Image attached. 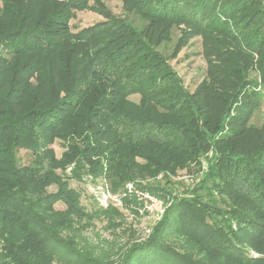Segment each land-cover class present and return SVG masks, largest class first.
Masks as SVG:
<instances>
[{"label": "trees", "instance_id": "obj_1", "mask_svg": "<svg viewBox=\"0 0 264 264\" xmlns=\"http://www.w3.org/2000/svg\"><path fill=\"white\" fill-rule=\"evenodd\" d=\"M37 1L60 3L63 8L61 15H52L47 21H62L61 25L65 26L71 9L85 7L87 0ZM132 2L137 4L133 8L143 10V14L164 29L182 21L197 26L208 41L217 38L215 34H222L228 41L222 38L216 40L219 44L209 51L219 54L222 50L226 58L234 59L232 52H235L236 58L239 54L249 58L254 52L264 83V0H130L131 5ZM26 15L23 13L18 21H25ZM104 15L109 21L106 27L93 26L75 33L73 43L85 48L75 61L71 60L72 54L62 60L58 52L62 42L54 41L50 31L39 37L38 29L35 34L30 27L0 36L1 39L19 35L23 43L18 55L26 56L22 66L13 65L9 71L4 62H0V106H4L0 109V117L6 119L5 123H0V138L12 134L13 148L31 140L33 132L37 131L33 137L36 141L33 142L44 141L47 145L51 134L38 132V129H59L56 136L73 140L72 146L77 152L70 173L75 178L77 172L85 168L81 163L89 159V150L91 154L96 150L99 155L108 156L107 153L117 152V156L113 157L115 161L110 156L107 158L111 163L106 170L97 162L90 166L96 175L105 171L113 190H116L117 183L135 180L139 172L144 177L173 172L176 167L203 156L213 146L215 153L209 160L205 177L185 189L192 197L171 204L148 238L132 244L116 264H264V255L254 257L248 251L253 249L254 242L264 238V135H260V132L264 133V122L260 129H250L256 141L254 148L237 146V139L245 132L243 120L260 100L258 93L243 91L246 88L244 83H249L245 78L246 68L239 62L228 69L210 65V74L226 76L230 73L226 81H235V76L242 81L234 88L232 83L222 85L231 86L233 91L223 101L224 108L220 111L217 106L221 98L220 87L207 86V94H190L152 45L143 39L135 42L139 35L132 30L123 41L127 49L123 60L128 63L123 67L113 66L111 61H103L104 55L98 56L97 63L113 71L117 79L123 77V95L142 92L141 102L133 106V117L123 125V132L116 133L105 125L101 128L97 126L89 133L95 104L87 105L84 110L80 105L85 100L84 95L75 93L79 95L77 97L70 93L75 90L76 74L85 69L90 55L97 51L96 44L92 51H88L89 40L108 34L110 30L111 36L118 38L129 28L108 11ZM107 28L110 29L106 31ZM134 36L135 39L130 38ZM227 42L232 43L236 51L232 47L225 49ZM53 57L54 63L51 60ZM17 76L24 84L18 86L16 94L23 92L27 95L32 107L14 115L13 111L8 112L11 111L8 107L12 105L8 99L15 94L12 84ZM33 76L37 77V84L29 83L27 86L28 77ZM6 77H9L8 88L4 89ZM62 90L65 92L60 96ZM242 92L243 97L239 99ZM82 121H86L84 127L76 126V122ZM109 134H112L110 140L103 141L102 138ZM93 138L96 139L95 144L90 145ZM77 141H83L84 146L80 148ZM44 145L40 143L37 146ZM45 150L40 159L42 164L36 171L28 169L20 172L11 161L9 166L0 168V175L6 174L12 180L0 189V242L3 245L0 264H49L54 258L62 264H93L97 261L94 256L79 250L58 234V226L72 225L76 217L81 218L86 213L81 211L79 193L55 176L49 162L43 163L51 156L48 153L50 149ZM0 151L9 154L8 147H2ZM38 154L41 152L38 151ZM64 158L72 157L64 155ZM136 158L144 162L140 163ZM51 172L58 182V190L31 199L30 195L42 192ZM143 186L159 195L158 191L164 188L158 184ZM213 188L229 206L213 196ZM58 200L65 203L66 209L54 211L49 223L46 211L51 203ZM170 236L181 237L180 244L186 247L193 245L191 251L197 259L167 243Z\"/></svg>", "mask_w": 264, "mask_h": 264}, {"label": "rangeland", "instance_id": "obj_2", "mask_svg": "<svg viewBox=\"0 0 264 264\" xmlns=\"http://www.w3.org/2000/svg\"><path fill=\"white\" fill-rule=\"evenodd\" d=\"M132 4H130V0H87L84 4L85 7L71 9V15L67 23L65 26H62V21H47L52 15H61L60 11L63 8H61L60 3H40L37 0H0V36L6 33L12 34L17 29L24 31L30 27L32 33L35 34H37L38 29L39 37L47 35L46 32L50 31L54 35V41L62 42V46L58 49L59 56L62 57V60L64 61L72 54L71 60L75 61L85 51L84 47L82 49L73 43L75 33L93 26L100 28L106 27L109 21L104 15L105 11H108L112 17L123 20L124 23L129 25L127 32L125 31L118 38L111 36L110 30L108 34L96 36V39L92 38L89 40L90 45L88 51H92L95 44L98 47L97 51L95 54L90 55L85 69L76 74L78 78L75 81V90L70 91V93L77 97L79 95L75 93L84 95L85 100L80 104L83 105L84 110L90 104H95L96 107V109L95 107L93 108V113L91 112V122L88 128L89 133L95 130L97 126L101 128L105 125H108V129L116 133L123 132V125L128 123V120L133 117V106H138L141 102L142 92L136 91L123 95V77L120 76L117 79L113 71L106 70L97 63L99 62V55H104L103 61H111L113 66L123 67L128 63L123 60V54L127 51L123 41L126 40L125 35H131L130 32L132 30L136 31L139 35V38H136L135 42L137 43V41H142L143 39L152 45L164 57L166 66L178 76L182 86L190 94L196 92L207 94V86L220 87L221 92L219 94L221 93V98H219L220 103L217 104L220 111L224 108L223 101L233 91L231 86L225 87L222 85L232 83L233 87L242 81L238 76H235V81L230 79L226 81L225 78L230 73H227L226 76H215L214 73H209V67L212 65L222 67V69H228L234 67L239 62L246 68L247 75L245 78L249 81V83H244L246 88L243 91L249 92L251 90L258 93L260 100L257 104L254 102L255 104L251 109V114L243 120L245 132L237 139L239 142L237 146L250 149L254 148V142L256 141L253 130L250 129H260L264 122V83L256 65L257 55L253 52V55H248L249 58L240 54L236 58L235 52H232L234 59L231 57L226 58L222 50L219 54L214 51H209L210 48L219 44H217L216 40H220L221 38L226 40L222 34H215L219 39L213 37L212 41H208L197 26L182 21L164 29L162 25L154 22L155 20L146 14H143V10L133 8V6H137L135 2H132ZM23 13H27L24 18L25 21H18ZM109 29L107 28L106 31ZM130 38L135 39V36ZM22 43L20 36L17 34L13 38L2 37L0 39V62H4L3 65L7 67V71L10 70L9 67L13 65L20 67L25 62L26 56L18 55V51L21 50L20 44ZM224 47L225 49L232 47L236 51L230 42L225 43ZM51 60L54 63L55 57ZM29 77L26 85L28 86L29 83L36 85L38 81L37 77ZM8 81L9 77H6L4 89L8 88ZM21 84H24L23 80L17 76L14 84H12V89H14L13 92L15 94H12V98L8 99V103H12V105L9 104L12 108L8 107L11 110L8 112L13 111L14 115L24 113L32 107L30 98L27 95L23 94V92L16 94L17 89H19L18 86H21ZM64 92L63 90L60 91V96ZM244 92L238 96L239 99H242ZM250 101L253 102V99ZM3 107L0 106V109ZM5 122L6 119L4 116H1L0 123ZM85 122H76V126L82 128L85 126ZM39 131L51 134L49 136L52 137L51 141L47 145H44V141L38 143L33 142L36 141L33 137L37 131L33 132V137L30 138L31 140L24 141L22 146L18 145L13 148L12 134L0 138V148L8 147L9 149L8 155L4 151H0V168L9 166L8 163L11 161L10 163L14 165L13 167L20 172L28 169L36 171L42 164L40 159L46 151L45 148L50 149L48 153L51 154L52 159H50L51 156H48L49 158H46L43 163L46 164L49 162L55 176H59L68 184L69 188L79 193V201L82 206L81 211L86 213L81 218L76 217L72 225L67 226L66 224L64 226H58V234L68 239L79 250L94 256L97 261L93 264L118 263L124 257L125 251L132 244L148 238L153 228L163 218L167 208L171 204L191 198L192 195L185 189L191 188L198 181H202L208 170L209 160L212 158L215 153L214 150L216 149L210 146L204 152L203 156L188 162L186 165L176 167L173 172H160L155 177H144L141 176L140 172L136 173L135 180L127 181L123 184L117 183L116 190H113L109 176L107 177L105 171L102 174L96 175L91 171L90 166L92 167L97 162L103 170H106L108 165H110L109 163H111L110 159L107 160V158L110 156L115 161L113 157L117 156V152L114 154L107 153L109 154L108 156L106 154L99 155L96 150L94 154H91L89 150V159L83 161V164L81 163L85 168L77 172L78 176L75 178L70 175L77 157V152H75L72 146L73 140L69 137L62 138L56 136V133L60 131L59 129L46 130L44 127H40L38 129ZM260 135L263 136L264 133L260 132ZM111 137L112 134H109L102 138V140L108 141ZM95 140L90 145H94ZM77 142L80 148L84 146L83 141ZM120 142L121 139H119ZM40 143L44 146H37ZM38 151L41 154H38ZM64 155H69L72 158H64ZM136 161L140 163L144 162L140 158H136ZM53 172L49 173V179L44 184L42 192L30 195L29 197L31 199L35 200L37 197L45 195V193H55L58 190L59 185L54 180ZM11 182L12 180L6 177V174L0 175V189L6 183ZM129 182L134 183L137 189L149 191L150 193L153 192L143 185L155 186L158 184L164 187L163 190L158 191L160 193L158 195L164 201L165 209L158 218L147 212L142 199L139 200L135 194L126 192L125 187ZM212 192L213 196L222 199L227 206L230 205L220 193H217L215 188L212 189ZM48 207L49 210L46 211V216L49 223L52 222L54 211H64L66 209L65 203L61 200L51 203ZM263 239L254 242L252 244L254 245L253 249H248L252 256L264 255ZM166 242L175 246L179 251L189 254L193 259H197L194 252L191 251L194 249V246L186 247L180 244L182 243L181 237L170 236ZM2 248L3 245L0 242V252H2ZM58 260L54 258L49 264H62Z\"/></svg>", "mask_w": 264, "mask_h": 264}, {"label": "built area", "instance_id": "obj_3", "mask_svg": "<svg viewBox=\"0 0 264 264\" xmlns=\"http://www.w3.org/2000/svg\"><path fill=\"white\" fill-rule=\"evenodd\" d=\"M136 187L137 186L134 183L129 182L125 189L127 193L135 194L139 200L142 199L144 208L147 210V212L150 215H154L156 218H158L165 209L164 201L160 199L158 194L150 193L149 191H143L137 189Z\"/></svg>", "mask_w": 264, "mask_h": 264}]
</instances>
